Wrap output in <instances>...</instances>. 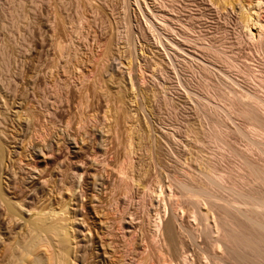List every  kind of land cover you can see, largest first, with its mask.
Listing matches in <instances>:
<instances>
[{
    "label": "rangeland",
    "instance_id": "obj_1",
    "mask_svg": "<svg viewBox=\"0 0 264 264\" xmlns=\"http://www.w3.org/2000/svg\"><path fill=\"white\" fill-rule=\"evenodd\" d=\"M123 1L0 0V106L5 105L0 109V113L5 112L0 115V119L5 118L0 120V131L6 133L0 135L8 161L14 160L9 161L11 166L7 163V170L14 168L17 179L24 180L13 199L24 205L22 216L28 217L26 210L37 205L42 179L61 178L63 171L68 176L64 180L76 183V203L71 202V207L87 235L77 233L78 247L81 245L78 264H110L101 255L95 234L109 211L106 216L100 213L96 195L110 203V208L113 201L120 209L130 210L137 219V233H144V237L145 225L149 221L153 225L164 211V223L173 213L178 215L176 227L194 230L193 247L187 253L193 260L198 253L211 255L206 235L214 232L212 237L216 238L227 220L238 226L237 234L231 236L233 243L248 235L245 238H260L246 228L245 220L248 215L257 218L256 213H264L256 207L258 200L264 201V109L253 99H264V29L257 30L253 20L246 22L245 18L247 10L257 6L256 0ZM258 10L264 24V0H260ZM105 41L112 46V60H105L108 64L103 61ZM221 47L230 69L213 55L210 63V54ZM198 86L202 91H197ZM26 113L33 114L28 117ZM128 145L132 154L126 149ZM123 148L124 157L130 154L129 161L121 160ZM103 154L111 164L117 160L114 167L132 160L129 164L135 182L131 181L129 188L123 189L117 181L112 195L111 191L106 195L95 185L93 178L101 168ZM244 162L250 169L241 168ZM208 165L224 177L221 185L209 187L216 207L193 197L199 203L192 209L189 195L176 184L191 183L192 176L206 184L201 171ZM112 173V177L101 176L110 188L117 174ZM4 175L9 178L3 174V181ZM161 189L159 200L153 191ZM251 197L258 200L247 203ZM229 202L246 216L233 211L227 216L221 208ZM175 204L179 205L177 211ZM198 210L208 212L209 226L193 218L190 211ZM1 214L2 208L0 227L7 228L8 238L19 227H8ZM262 215L258 219L263 221ZM107 217L108 223L111 213ZM146 242L150 247L148 238ZM169 253L178 263L176 248ZM164 254L167 259L168 252ZM239 254L264 264V245L258 254L239 247ZM232 256L234 259L230 253L223 264H240L233 252Z\"/></svg>",
    "mask_w": 264,
    "mask_h": 264
},
{
    "label": "bare ground",
    "instance_id": "obj_2",
    "mask_svg": "<svg viewBox=\"0 0 264 264\" xmlns=\"http://www.w3.org/2000/svg\"><path fill=\"white\" fill-rule=\"evenodd\" d=\"M126 1H128V0H126ZM86 2H87V0H86ZM123 2H125V0ZM224 3H223V5H224ZM256 3H257V6L251 7V9L247 10V13L245 11V13H246L245 18L247 19L246 22L248 20L252 22V20H253L252 23L256 27V29L257 30H263L264 24L261 23V21L259 19V15H258V13H259L258 9L260 8V0H256ZM163 5L166 6V4H163ZM174 5H175V3H174ZM169 6H170V4H169ZM163 7H162V9H163ZM257 7H258V9H257ZM170 9H172V8L170 7ZM164 10H165V8H164ZM167 12H169V11L167 10ZM160 20L161 21L165 20V18L164 19L161 18ZM163 23L165 24L167 22L163 21ZM169 24H171V23H169ZM167 27H168V25H167ZM184 28H186V27H184ZM154 29H155V27H154ZM171 30H172V28H171ZM183 37H185V36H183ZM97 43H99V42H97ZM102 44H104V43H102ZM103 46H105V47H103ZM103 46L102 47H103L104 51L102 50V53L106 57V59L104 58L103 61L105 62V60H107V59H108V61L112 60L111 58L109 59V56H111V50H112L111 49L112 46H111L110 41L106 42V44ZM97 47H100V46H97ZM207 52H208V54L210 53V51H207ZM88 53H89V50H88ZM103 54H102V56H103ZM211 55H213V58L215 61L217 60L216 58H218V60L223 59V61H225V62H223L222 64L226 63L225 65L227 68H229V69L232 68V66L229 65V63L227 62V59H225L223 57L222 47H221V50L220 49L216 50L212 54H210L209 60H211L210 58H212ZM95 56H97V55H95ZM75 57H76V55H75ZM101 58L103 59V57H101ZM213 58H212V60H213ZM98 60H101V59H98ZM212 60L210 61V63L212 62ZM108 61H106L105 63H107ZM99 63H101V62H99ZM105 63H102V64H105ZM105 66H104V68H105ZM206 67H208V66H206ZM209 67H211V66H209ZM107 69H109V68H107ZM98 71L100 72V70H98ZM206 72H205V76H206ZM104 74L105 73H103V75ZM142 74L143 73L139 72V76H138L139 80L143 79ZM109 82H112V81H110V79H109ZM100 84H101V82H100ZM104 84H105V81H104ZM260 84H261V82H260ZM123 85H124V83H123ZM120 86H119V88H120ZM79 87H82V86H79ZM84 87H85V85H84ZM198 87H200V86H198ZM200 88H198L197 91H199V90L202 91V88L201 89ZM78 90L80 91V89H78ZM100 90H98V91L100 92ZM119 92L117 94H119ZM123 92H122V94H123ZM203 92H204V90H203ZM106 94H107V92H106ZM122 96L120 93V98ZM57 98H58V96H57ZM123 98H124V96H123ZM262 98L255 96L253 99L255 101V104L258 107H261L264 109V99H262ZM108 99H109V97H108ZM128 99H127V101H128ZM121 101H122V99H121ZM66 102H68V101H66ZM124 102H126V101H124ZM124 102L122 101L121 103L124 104ZM0 104H1V102H0ZM124 105H126V103ZM124 105H123V107H125ZM1 106L4 107L5 105H1ZM1 106H0V109L2 108ZM107 106H109V105H107ZM109 107H111V106H109ZM261 108H259V110ZM105 109H107V108H105ZM128 109H130V108H128ZM125 112H126V117L127 116L130 117L128 115V114H130V112L127 111V108H126ZM125 112H124V114H125ZM3 113L5 114V112H3ZM3 113H0V115L1 114L3 115ZM26 114H27V116L29 115V113H26ZM108 114H109V111H108ZM31 115H29V116L31 117ZM106 116L108 117V115H106ZM128 117H127V119H129ZM0 118H2V117L0 116ZM0 120L5 121V118L0 119ZM130 120L131 119H129V121ZM1 122L2 121H0V124H1ZM3 128H5L4 125H3ZM1 132L2 131H0V133ZM3 133H5L4 130L1 133V135L4 137L5 135ZM1 135H0V207L2 208L1 217H2V220L8 225V227L9 226L15 227L18 225L19 230L13 231L11 233L12 235H9L10 237L11 236L12 237L7 238L6 237V235L8 236L7 228L0 227V264H78V262H80L79 261L80 256L78 257V251L81 250L80 249L81 245L79 243L80 246L78 247V242H80V241L78 240L79 237L77 235L80 233L85 238L87 237V235H85L83 232L84 226L81 223L77 222V218H76L77 216L75 215L76 213L74 212L73 208L71 207V202H73L75 200V198H77V196L74 197V195H75L74 188L76 186V183L75 182H67L66 180H64V178H66L68 176L62 170H61L62 172L60 171L61 172V174H60L61 178H58L57 175H55V174L59 173L56 170V173L53 176L57 177L58 179H56L55 177H54L55 179H52V178L42 179L43 184L40 183L42 185V187L40 185L41 188H39L40 189L39 191L41 192L40 199L38 200L37 205H33V206L29 207L28 210H26L27 213H29V215H28V217L24 218L22 216V214L24 213L23 212L24 205L22 204L21 200L19 202L13 200V199H16V197H17V195L15 193L16 190L21 188L24 180L23 179H21V180L17 179V173L14 172V168L11 169V167H10L11 170L10 171L7 170V169H9L7 167L8 164L10 166H11V164L9 163L10 160L8 161L9 157L7 158V156H6L7 153H5V148H4L5 146L4 147L2 146L3 144H2L1 140L3 139V137ZM127 138H128V136H127ZM130 140H131V138H130ZM127 147L128 148H126V147L125 148L128 149V151H130L131 150V149H129L130 146L128 145ZM126 149H124V151L122 152L123 154L125 153ZM132 151H133V149L130 152L131 154H132ZM127 153H129V152H127ZM125 154L123 155V157L125 156ZM126 156L130 157V154H127ZM112 157L113 156H111V159H112ZM128 157H124L121 160H127ZM10 158H11V156H10ZM125 158H127V159H125ZM11 161H14V160H11ZM16 161L17 160H15V162ZM19 161L22 163L23 160L21 161V159H19ZM19 161H18V163H19ZM116 161H117L116 159H115V162L113 160L114 164H111L110 162H112V161H109V158L106 157L105 154H103L102 160L99 161V163L101 164V168H100V170H99V168H97V171L98 170L99 171H98L96 177L93 178L95 185L97 187L98 186L102 187V192H104V194H106V195L109 191H111V195H112L113 189L116 187L115 184L118 182H119V184H122L121 186H123V189L129 188L131 185V181L135 182V179L133 178V173H131L132 172V170H131L132 166H130V164H129V163H132L131 162L132 160L130 162H128V164L126 161H123L124 162L123 165L119 164V166L117 165L118 167L117 166L114 167V165H116ZM127 161H129V159ZM25 163H27V162H25ZM240 164H241V168L243 167V169L244 168L250 169V164L245 163V162L240 163ZM23 166H24V163H23ZM4 167L6 170H4ZM12 167H13V165H12ZM25 167H26V165H25ZM239 167H240V165H239ZM28 168H30V167H28ZM204 168H206V169H204ZM204 168H202L201 172H203L204 175L203 174L202 175L205 176V178L207 180L206 184L205 183L203 184L201 182L198 183V181H196L197 179L193 176L189 180V181H191V183L179 181L176 184L179 189L184 190V192L187 195H189L191 203L193 204L192 209L195 208L196 205L199 203L197 201H193L192 200L193 197H195L197 199H200V198L206 199L212 205V206H210L211 208L216 207L215 206L216 205V202H215L216 198L212 197L209 194V187L212 186L213 184L221 185L222 180H223L222 179L223 176L222 177L218 176V174L214 171L215 167L213 168L212 166L208 165ZM36 169H38V168H36ZM36 169L34 171H37ZM109 169L111 171H109ZM19 170L22 171L23 168H22V170H21V168H19ZM58 170H60V169H58ZM29 172H31V171L29 170ZM100 172H102V173H100ZM112 172L117 173V174L115 173L117 178H116V176L113 177V179L115 178L114 179L115 181L114 180H111V181H114L115 183L112 182L114 184L111 185V188H110V186L106 184V182L103 180L104 178L102 179L101 176H103V174H106L105 177H109L110 175L112 177V174H113ZM99 173L101 176H99ZM3 174H6L7 176H9V178L4 175L7 180L5 179L3 181L2 180ZM40 174H41V172H40ZM29 176H31V175L29 174ZM6 181H9V182H6ZM39 181H41V179ZM60 183H62V184H60ZM153 193H155L156 198L160 200V197L163 195V190L162 189L160 191L154 190ZM156 198L154 197V200H156ZM255 200L257 201L258 199L255 198ZM255 200L252 199V197H251V199H249V201H247V203L256 202ZM94 201H95V203L97 202L95 204V206L97 207V209L98 208L100 209L99 210L100 213H103L104 216H106L105 214L108 211H109L108 214L111 213V219H108V220H110V222L107 223L106 222L107 220L105 221L106 218H109V217H107L108 216V214H107V216L105 218H103L100 223L98 222L99 227L96 229L97 231L95 233L97 235L96 237L99 239L98 244H99V246L103 252V254H101V255H103L104 258L109 260L110 262L108 261V263H110V264H223L224 263L223 260H226V258H228V255L230 257V253H231L232 259H234L232 256V252H233L234 257L237 258V260L239 261L240 264H257L255 261H253L249 257L241 256L239 254V247L246 248L247 250L249 249V251H251L252 254H258L260 252L261 245L262 246L264 245V220L262 221L261 219H258V216L259 215L261 216L264 213L257 215V213L255 214V212H254V214L257 216V218H254V216H252V215H248L250 217H246L248 219L245 218V220H248L246 222V225L248 224L249 227L247 226L246 228L247 229L250 228V229H248L250 231H255L256 234L254 233V235L256 236L257 234H259L260 238L256 236L258 238L257 239V238L252 237L251 235H250V238H245V237H249V235H248V236L236 239L235 242L233 243V241L231 240V236L237 234V232H238L237 227L238 226L233 221L227 220L224 223V225H222L221 227L219 225L220 228L218 227L219 229L217 230V233H216L217 237L216 238L212 237L214 232H211L210 233L211 235H209V234L206 235V237L209 238V246H210V249L212 250L211 255L206 256L203 253H198V254H195V256H194L195 260H193L187 256V253H188L189 248L191 249V247H193L192 241H194V233H193L194 230L191 231V230L185 229L183 227H179V228L176 227L175 223L178 222V217H179L178 215L175 216V214L173 213L171 218H169L164 223L163 219L166 216V212L164 211V215H160L158 220L153 224L154 230L151 229L153 225H151L152 223H150V221L147 223V225H145V231L144 232L146 234L144 237V233H143V236L141 233H139V234L137 233V229H136V226H138L137 221H136L137 219H135L134 214L130 210H128L126 207H123V209H120L117 205H114L113 201H111V208H110V203H104V200L100 196H97V195L94 197ZM74 202L76 203V201H74ZM257 202L258 203H256V205H258V206H256V207L257 208L261 207L264 211V201H262L260 199ZM106 204H107V207H106ZM139 205H142V204L139 203ZM178 206L179 205H177V204H175V206H173V207H175V211H177ZM221 209H223V211H225L226 215H227L228 211H233L237 215L246 216V214H245L246 212L244 210H242L239 206H237L231 202H229L227 204V206H224ZM106 210H108V211L106 212ZM164 210H166V209H164ZM210 210H212V209H210ZM257 211H259V209ZM190 213L192 215L193 214L195 215L194 217L193 216L192 217L195 218L196 221L197 220H200L201 222L205 221L206 224H208L207 222H209V219H210L208 212H203L201 210H198V212L190 211ZM211 213H213V212H211ZM243 214H245V215H243ZM82 223L85 224L83 221H82ZM3 225H4V223H3ZM208 226H209V224H208ZM94 227H96V226H94ZM230 229H231V231H230ZM110 230H111V234L109 233ZM202 231H204V230H202ZM196 232H198V231H196ZM90 234H91V232H90ZM92 237H93V239L95 238L97 240L95 235H92ZM146 238L149 239L150 247H152L151 250H150V247L147 245ZM9 239H11V240H9ZM93 239H92V241H93ZM186 239L187 240L189 239V242H187ZM83 240H85V239L83 238ZM88 240H91V239L88 238ZM94 243H96V241L93 242V244ZM177 243H179V245ZM96 245H97V243H96ZM174 248H176L177 255L180 258L178 263H176L171 258L170 253H169L170 251H173ZM164 251L168 252V255H169L168 258L169 259L168 258L166 259V257H165L166 255L164 254ZM219 251H221V252H219ZM82 258L83 257H81V259ZM104 258H103V260H104V262H106Z\"/></svg>",
    "mask_w": 264,
    "mask_h": 264
}]
</instances>
